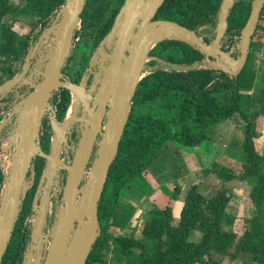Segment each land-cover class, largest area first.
I'll use <instances>...</instances> for the list:
<instances>
[{
	"label": "water",
	"instance_id": "1",
	"mask_svg": "<svg viewBox=\"0 0 264 264\" xmlns=\"http://www.w3.org/2000/svg\"><path fill=\"white\" fill-rule=\"evenodd\" d=\"M88 0H66L55 18H51L35 42L31 44L19 71L0 84V100L9 93L29 84V90L15 103L13 111L0 122V131L15 122L6 138L9 165L3 177L0 195V264L8 250L17 221L30 189V178L35 175V160L41 156L45 169L41 176L33 205L34 220L22 264H87L93 246L100 235L99 203L103 196L110 169L117 158L125 133L137 87L150 67L187 71L193 68H219L237 77L245 66L264 7V0H253L249 18L241 30L239 56L222 49L228 30V17L236 0H223L217 14L221 31L207 43L196 29L172 20L156 19L165 0H125L110 31L101 40L96 53L80 83L69 80L63 69L72 55L74 41L81 24V15ZM39 56L42 70L39 80L28 74L32 59ZM147 51L148 45L156 40ZM180 40L204 54L202 61L177 63L149 53L164 40ZM99 52V56L97 55ZM101 57V58H100ZM95 66H100L99 71ZM88 73V74H87ZM66 88L72 94L73 110L59 120L51 111L50 99L55 90ZM71 104V105H72ZM80 107L89 110L87 117L78 116ZM70 111V110H69ZM49 115L55 132L49 153L41 146V127ZM85 128L75 148L71 162L61 158L66 132L78 123ZM67 172L62 203L53 225L48 228L50 196L38 197L44 179L59 170Z\"/></svg>",
	"mask_w": 264,
	"mask_h": 264
},
{
	"label": "trees",
	"instance_id": "2",
	"mask_svg": "<svg viewBox=\"0 0 264 264\" xmlns=\"http://www.w3.org/2000/svg\"><path fill=\"white\" fill-rule=\"evenodd\" d=\"M98 1L88 0L81 15L84 30L90 25L96 26L95 45L110 31L125 0H106L93 6ZM112 3L115 7L110 10ZM16 4L13 0H0V61L4 57L12 58L20 65L28 52L32 31L40 24L45 25L49 19L48 11H44V15L35 22L28 35L21 37L17 33H10V25L3 20L5 15L15 18L28 10V7L20 8ZM37 4L40 3L35 5ZM222 4L223 0H165L157 17L197 29L216 20ZM251 7L250 1H236L228 17V34L241 35ZM42 8L43 4H40L37 11L42 13ZM90 8L93 9L92 12ZM108 9L110 13L106 15ZM263 14L264 7L260 18ZM257 28H260L259 23ZM77 35L78 31L76 37ZM254 36L247 63L237 77H231L223 71L217 73L209 68L175 71L160 67L140 81L132 99L133 107L119 153L110 169L99 203L100 235L87 264H103L111 244L125 264H193L205 255L211 257L213 250L223 253L231 247L233 236L223 231L221 226L222 216L230 201V196L226 194L227 189L208 196L198 185H193L185 195L178 225L172 224L173 214L170 207H152L143 223L142 235L162 241L155 249L148 245L146 239L138 237L137 233H124L129 228L137 208L123 201V195L132 183L141 180L148 182L145 174L166 144L176 141L198 147L209 139L210 127L236 114L244 123L242 177L260 176V184L254 189L252 196L261 214L258 228L264 227V173L262 168L259 171L263 167L264 158L255 148L257 117L261 111L253 113L251 110L255 79L252 62L261 47L260 43L256 45ZM149 54L186 64L202 61L204 58V54L195 47L173 39L160 42ZM18 69L19 67L16 70L9 67L7 78L12 77ZM3 81L4 79L0 80V84ZM68 102L69 94L66 92L61 103L62 112L66 110ZM262 104L264 109V98ZM38 158L37 166L41 168L44 159L41 156ZM210 171L224 181L238 176L229 167L216 162L208 172ZM2 183L3 172L0 169V190ZM31 200L32 194H28L2 264L22 262L28 239V232L22 233V229ZM197 224H200L199 228L203 232L199 242L191 239L190 235ZM238 248L252 253L254 260L264 262V230L259 231L255 238L247 235L238 243Z\"/></svg>",
	"mask_w": 264,
	"mask_h": 264
},
{
	"label": "rangeland",
	"instance_id": "3",
	"mask_svg": "<svg viewBox=\"0 0 264 264\" xmlns=\"http://www.w3.org/2000/svg\"><path fill=\"white\" fill-rule=\"evenodd\" d=\"M16 5L20 6V8L28 7L25 13L20 14L17 17L10 16L9 14L5 15L4 21H6L10 25V33L18 34L21 37H24L30 33V30L34 26L35 22L40 19L44 14V11H48V19L55 18L59 9L64 5L66 0H13ZM106 0H99L93 6L103 3ZM238 1V0H236ZM250 1L251 5L253 0ZM36 3L43 4L42 13L37 11V8L40 4L35 5ZM35 7V8H34ZM115 7V4L112 3L110 6V10ZM110 10L106 11V15H109ZM120 10V9H119ZM92 12L93 9L90 8ZM119 12V11H118ZM47 16V15H46ZM230 16V15H229ZM260 28L255 32V43L258 46V43L261 44L260 49L257 50L253 59V67L255 68V79L254 85L252 89V100H251V110L253 113H259L257 117V130H256V138H255V148L257 152L263 156L264 158V109L263 107V98H264V14L259 20ZM263 27V28H261ZM222 24L219 22V19L213 23H208L196 29L197 33L204 38L207 43L213 42L216 35L221 31ZM96 34V26L95 24L90 25L85 30L82 28V24H80V28L78 30V36L74 41V51L76 52L75 60L76 62H82L81 66L85 63V59H82V54L84 51L90 54L93 48L95 47L94 39ZM241 36L240 35H231L226 33V36L223 40L222 49L226 51H230L234 56H239V43ZM256 46V47H257ZM161 50V48H159ZM73 51V52H74ZM167 53L168 51H163ZM156 62H151V60L146 61L145 67L143 70L144 75H149L150 67L155 65ZM12 67L13 69H17L20 67L18 62L13 61L12 58H2L0 61V80L6 81L8 74V68ZM157 68H153L151 71L156 70ZM217 73L221 70L219 68H213ZM71 71V70H70ZM3 81V82H4ZM220 99H222L221 95H218ZM133 107V106H132ZM237 118L241 120V118L236 114ZM232 118V117H231ZM230 118V119H231ZM228 120V119H227ZM232 123H223L219 122L215 124L218 125L220 132H222L226 126V131L228 133H223L225 137L230 135V131L232 130V125H234L236 118H232ZM242 123V122H240ZM244 123H242L243 125ZM244 129V125L240 131L237 130L236 134L228 140L225 137L221 139H217L214 142V139H207L200 145V149H195V147L182 144L176 141H171L173 144L176 143L177 147H181L185 150L186 153L198 154L200 150L204 152L201 158L207 163L211 158L217 159L213 163H218L222 166L229 167L233 173L238 175L236 178L231 179L229 181H224L221 178L217 177V174L214 172H208L213 163L209 164L206 168L200 167V162L194 159L188 168L185 167V173L182 179L176 183V181H170L168 187L166 186L165 192L164 189L162 191L159 187L156 189L151 186L158 184L150 178V186L147 181L141 180L139 183L140 186H146V192L151 193L146 200L142 204H136V213L133 219L129 224V228L124 233L135 232L138 234V237L146 239L148 245L152 246L154 249L157 247L159 243L162 241L160 239H148L142 235L143 223L147 218V214L144 212L154 207H170L172 209L173 219L172 224L178 225L181 220V210L184 204V198L187 194L188 190L193 185H198L199 189L208 196L214 195L218 191H222L227 189L226 194L230 196V201L226 208V213L222 216L221 226L222 230L231 234L233 236V243L230 248L226 249L225 252L220 253L217 250H213L211 257L209 255H205L201 260L195 261L193 264H264V262H258L252 258V253L247 250L239 249L238 243L244 239L247 235H251L254 238L258 234L259 231L264 230V227L259 229L258 223L260 221V213L256 202L253 199V191L260 184V176H248L243 178V163H244V155L242 150V143L244 139V134L242 130ZM224 132V131H223ZM170 144H166L164 149L162 150V154H169L168 156H163L164 160H173L180 161V158L173 156L171 152ZM210 155V156H209ZM207 156V157H206ZM7 157L3 154V143L0 145V166L6 165ZM179 164V163H178ZM262 168V173H264V164L263 167H260L259 171ZM164 177H166L164 175ZM180 182V183H179ZM133 189V188H132ZM188 189V190H187ZM177 194V195H176ZM123 201L125 202H133L130 196L127 193L123 195ZM264 217V213L262 214ZM200 224L192 230L191 239L199 242L202 238L203 232L201 228H199ZM137 231V232H136ZM23 256V254H22ZM105 262L103 264H125L124 260L118 255V253L113 249V245L111 244L110 249L106 253Z\"/></svg>",
	"mask_w": 264,
	"mask_h": 264
},
{
	"label": "flooded vegetation",
	"instance_id": "4",
	"mask_svg": "<svg viewBox=\"0 0 264 264\" xmlns=\"http://www.w3.org/2000/svg\"><path fill=\"white\" fill-rule=\"evenodd\" d=\"M156 19H158L157 15H156ZM48 22L45 25H42L41 27H45L48 24ZM35 29L32 31V33L30 35L29 46H31L32 43L35 44V42L37 41V39H38V37H39V35H40L41 31H42V29H41L40 32L34 36V39H33L32 35H34ZM100 42L95 45V47L93 48V50L91 51L90 54L86 53V51L83 52L82 59L86 60L85 63L83 64V66H81L82 62H81V64H80V62H76V60H75L76 52L74 51V47L75 46L73 47V51L74 52L72 51V55L70 56V58L68 60V64L63 69V72H64L65 76L69 80H71L73 82H76V83H80V81L82 80V77L86 73L87 68H88V66L90 64L91 57L96 53V50L99 47ZM85 53H86V56H85ZM37 54L39 55L40 52H38ZM97 55L99 56V52H97ZM35 59H36V57H34V59H32V64H31V66L29 68L30 70L28 71V74L30 73L31 70L34 71V63H35L34 61H35ZM23 63H24V60L20 64V67H19L18 71L21 69ZM99 67L100 66H95V70L99 71V69H100ZM20 92L22 93L23 90H21ZM66 92H68V94H69V102L67 104L66 110L64 112H62L61 103L63 102V97L65 96ZM15 99H16V96L14 95V93H10V94H8V96L3 101L7 102V103H12ZM72 101H73L72 94H71V92L69 90H67L66 88L57 89V90L54 91L53 96L50 99L51 106H52L51 107V111L57 116V118L59 120H63L65 118L66 114L69 113ZM7 108H8V104H6L5 106H0V111L1 110H6ZM88 114H89V110L88 109H84V107H80L79 111L77 113L78 116H84L85 115V117H87ZM7 115H8V113H7ZM14 122H15V117L13 118V121L11 122V124L9 126H7V128L4 129L0 133V141H1V139L4 136H10L9 135L10 134V130L12 129ZM85 125L86 124L83 123V122H78V123L74 124L71 127V129L66 132V136L68 138L67 146L70 148V151L71 150L73 151L74 150V146L78 144L79 138H80V136L82 134V130L85 128ZM54 136H55V132H54L53 127L51 125L50 116L47 115L44 118V120H43L42 127H41V132H40L41 146H42L43 150L46 151L47 153H49L50 150H51ZM64 144H66V143H63V145ZM38 159L39 158L37 157L36 160H35V167H36L35 181H34L33 185L31 186V188L29 189V192H28V194H32L31 204L33 203V200L35 198V195H36V192H37V189H38L37 181L39 179L41 170L44 167V165L46 164V162L44 160L43 165H41L42 167L39 168V165L37 166ZM61 170L63 172H61L60 177H61L62 181H64V183H65L67 172L64 171L63 169H61ZM55 203H56V201H55Z\"/></svg>",
	"mask_w": 264,
	"mask_h": 264
},
{
	"label": "built area",
	"instance_id": "5",
	"mask_svg": "<svg viewBox=\"0 0 264 264\" xmlns=\"http://www.w3.org/2000/svg\"><path fill=\"white\" fill-rule=\"evenodd\" d=\"M41 26L42 25L40 24L35 29V33H34V35H32V38L33 39H34V36L36 34H38L40 32V30L42 29ZM49 40L50 39H48L47 43H45L42 46V52H40V54L37 55L38 57L34 61L35 62L34 63V71L31 70L30 73H29L30 75H32L33 81H35V82H37L39 80V77L40 76L38 75V72L41 71L42 68H43L42 62L38 58H39V56H42L43 53L46 52V50L49 49V47H50V46H48V45H50L49 44ZM21 90H23L22 93L20 92ZM29 90H33V87L30 86L29 84H27V85H23L18 91L12 92L16 96V99L12 103H7V102H4L3 101L8 95L6 97H4L2 100H0V106H5L6 104H8V108L6 110H1L0 111V122L3 119L7 118V116L10 114V112L13 111L14 106H15V103L17 101H19ZM7 113H8V115H7ZM2 131H0V133ZM8 137L9 136H4L1 139V141H0V145L3 143V154L7 157V159H8V156L7 155L9 153V151H7V147H6V144H5V140ZM75 148H76V145L74 146V150L73 151L71 150L72 151L71 152L70 151V148L67 146V143L64 144V145H62V148H61V158L64 161L68 162V163L71 162L72 159H73V157H74V154H75ZM6 162H7L6 165H4V163H3V165L0 166V169L3 172V177H4V174L6 173V171L8 169L9 159ZM45 165L42 168L41 173H40V176H39V179L37 181L38 186H39V183L41 181V176H42V174L44 172ZM61 172H63V171L62 170H59L55 175H53L51 177L52 178V182H51V178L49 179L46 176V178L44 179V183H43V185L40 188V191L38 193V197L39 198H41L42 195L45 196L46 194H49V196H50V201H49V204H48V206H49L48 228H50L53 225V222L55 220V217L58 214L59 209H60V205L62 203V195H63V190H64L65 183H64V181H62V179L60 177ZM35 177H36V167H35V175H34V177L30 178V184H31L30 185V188H31V186L33 185V183L35 181ZM65 182H66V180H65ZM0 195H1V191H0ZM55 201H56V203H55ZM35 209L36 208L34 207V205L32 203L30 205L29 211L27 212L26 217L24 219L22 233L28 232V239L26 240L25 247H24V251H25L26 245H27V243H28V241L30 239V233H31V229H32V223H33V220H34V210ZM22 212H23V209H22ZM22 212H21V214H22ZM21 214H20L19 218L21 217ZM24 251H23V254H24ZM22 260H23V256H22ZM21 264H22V262H21Z\"/></svg>",
	"mask_w": 264,
	"mask_h": 264
},
{
	"label": "crops",
	"instance_id": "6",
	"mask_svg": "<svg viewBox=\"0 0 264 264\" xmlns=\"http://www.w3.org/2000/svg\"><path fill=\"white\" fill-rule=\"evenodd\" d=\"M234 117L236 118V121H235L234 125H232V130L230 131L231 132L230 135H228L227 137H225V135H223V133H225V134L228 133V132H225L226 126L223 130L224 132L223 131L220 132L218 125L217 126L214 125V126L209 128V138L214 139V142H215L216 138L221 139L222 137H225L228 140H230L233 137V135L236 134L237 130L240 131L239 129H241L244 125V124L242 125L243 121L239 120L236 115H234L232 118H234ZM232 118L231 119L229 118L228 120L226 119V121H224L223 123H225V124L226 123H232L233 124ZM240 122H242V123H240ZM243 130H242V133H243ZM168 144H170V145L167 148H171V152H172V154H174L173 156L180 158V161L177 162V161H174V159L173 160H167V159L164 160L163 156H168L169 154L167 153V154L163 155L162 150L164 149V147L162 148L158 159L149 168L148 173L145 174L148 177V183H149L148 186H150V182H149L150 178H152L153 181H155V183L158 184V186H156L155 184L151 183V186L155 189L157 187H159L160 190L162 191V189H164L166 186L168 187L170 181H176V183H178V181H180V179H182L184 176L185 167L188 168V166H190L192 168V166L190 164L192 162H194V159H196L200 162L201 168H203V167L206 168L209 164L213 163L215 160L217 161V159L211 158L210 160H208L207 163H204L205 161L203 160V158H201L202 155L204 154L203 151L200 150V153H198V154L197 153L194 154V152L193 153H189V152L186 153L184 149H182L181 147L180 148L177 147L176 143L173 144L172 142H170ZM199 147L200 146L195 147V149H200ZM164 175L166 177H164ZM139 182L137 181L136 183H132V185L124 191V193H127L130 196L131 200L133 201V202L127 201V203H130L134 206H136V204H142L144 202V200H146V198L149 195H151V193L146 192V190H145L146 186L145 187H144V185L140 186L142 183L140 184ZM2 186H3V184H2ZM2 186H1V190H2ZM164 192H165V189H164ZM144 213L147 214L148 212L145 211Z\"/></svg>",
	"mask_w": 264,
	"mask_h": 264
},
{
	"label": "bare ground",
	"instance_id": "7",
	"mask_svg": "<svg viewBox=\"0 0 264 264\" xmlns=\"http://www.w3.org/2000/svg\"><path fill=\"white\" fill-rule=\"evenodd\" d=\"M160 1H161V0H160ZM157 40H158V39L152 41V42L148 45L147 51H148L149 49H151V48L155 45V43H156ZM72 110H73V104L70 106V111H69V113H71ZM51 182H52V178H51Z\"/></svg>",
	"mask_w": 264,
	"mask_h": 264
}]
</instances>
